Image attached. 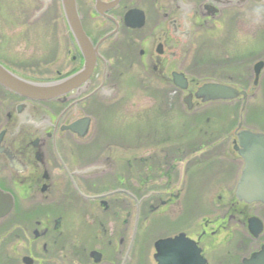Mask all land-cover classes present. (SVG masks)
<instances>
[{"label": "flooded vegetation", "instance_id": "obj_1", "mask_svg": "<svg viewBox=\"0 0 264 264\" xmlns=\"http://www.w3.org/2000/svg\"><path fill=\"white\" fill-rule=\"evenodd\" d=\"M75 2L96 49L88 80L47 101L0 86V264H134L141 223L143 236L164 228L153 258L157 241L183 235L203 264H264V203L236 192L241 132L264 136V0ZM66 31L74 54L50 73L0 65L30 82L73 75L83 58ZM220 32L249 73L222 83L245 97L223 102L221 116L194 99L183 112L173 76L193 93L183 67L200 38ZM257 167L250 180L261 184Z\"/></svg>", "mask_w": 264, "mask_h": 264}, {"label": "rangeland", "instance_id": "obj_2", "mask_svg": "<svg viewBox=\"0 0 264 264\" xmlns=\"http://www.w3.org/2000/svg\"><path fill=\"white\" fill-rule=\"evenodd\" d=\"M47 1L0 0V60L30 76L36 70L39 76L50 73L61 67V61H66L68 51L70 56L74 54L73 44L67 43L65 37L67 31L59 0H50V3ZM229 32L230 35L234 33ZM222 35L224 34L220 32L215 40L203 36L198 41L197 53L187 58L183 70L192 77L196 85L205 82L222 83L229 78L235 79L239 75L249 74L237 66L239 48L233 49L232 43L236 40L232 38L229 46L223 45L224 39L221 43L219 41ZM192 59L196 65L194 68L191 66ZM227 109L226 104H215L208 105L201 111L214 112L221 116L224 112H229ZM238 109L237 104L236 113ZM181 111L187 110L183 107ZM182 119L187 122L185 116ZM110 137L101 136V142L110 141ZM163 230L158 223L151 224L147 235L143 236L144 225L141 223L136 236L134 264H154L153 241Z\"/></svg>", "mask_w": 264, "mask_h": 264}, {"label": "water", "instance_id": "obj_3", "mask_svg": "<svg viewBox=\"0 0 264 264\" xmlns=\"http://www.w3.org/2000/svg\"><path fill=\"white\" fill-rule=\"evenodd\" d=\"M60 6L72 39L83 57V67L74 75L59 81L34 83L19 79L0 66V85L6 90L29 100L46 101L69 93L88 80L94 67L96 49L91 46L81 28L75 0H60ZM255 72L257 74V69ZM174 80L175 85L179 89H187V82L183 75L176 76ZM241 95H244V93H241ZM238 96L239 93L230 87L207 83L198 87L194 94L186 97L184 103L190 109L192 98L204 104L228 101ZM243 136L244 140L241 141L243 150L240 155L247 164L245 170L247 178L243 177V180L238 183L236 188L237 196L239 200H244L248 203H264V183L259 184L260 182L252 181L256 180L255 176L259 175L255 167H263L264 165V157L258 156L259 154H264V136L250 133H246ZM154 248V260L157 264L204 263L199 256V250L195 249L193 243L185 239L183 235L174 239L157 241ZM175 249L178 252L180 251V253L176 252ZM178 256L180 257L177 258Z\"/></svg>", "mask_w": 264, "mask_h": 264}]
</instances>
